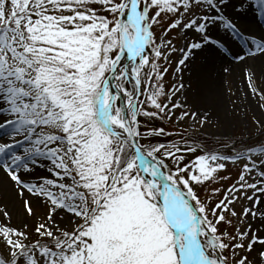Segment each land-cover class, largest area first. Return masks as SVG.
Listing matches in <instances>:
<instances>
[{
    "label": "snow or ice",
    "instance_id": "obj_1",
    "mask_svg": "<svg viewBox=\"0 0 264 264\" xmlns=\"http://www.w3.org/2000/svg\"><path fill=\"white\" fill-rule=\"evenodd\" d=\"M245 2L264 17V0ZM229 9L231 0H0V264H264V234L251 224L234 234L218 227L232 224L225 213L237 217L230 206L242 198L250 206L239 223L264 224L261 200L250 194H264V143L258 157L252 149L216 154L187 140L159 142L172 133L148 123L184 109L179 121L203 128L218 115L195 70L187 87L165 92L159 83L168 72L162 49L176 51L165 37L193 30L198 42L181 50L175 71L209 49L237 57L264 137V34L256 51L234 48L227 33L243 28ZM249 61L259 62V75ZM198 150L205 154L184 163ZM229 160L246 161L238 184L210 208L195 186L215 182ZM40 168L51 178L33 183ZM253 173L259 185L246 178ZM33 219L43 238L34 243L25 231Z\"/></svg>",
    "mask_w": 264,
    "mask_h": 264
},
{
    "label": "rangeland",
    "instance_id": "obj_2",
    "mask_svg": "<svg viewBox=\"0 0 264 264\" xmlns=\"http://www.w3.org/2000/svg\"><path fill=\"white\" fill-rule=\"evenodd\" d=\"M241 5H245V1H240ZM252 6H257L255 3H252ZM254 13L247 20V23L244 29L249 33L251 28H256L259 26L264 30V17L259 14V11L256 8L253 9ZM168 20L163 22V27H167ZM255 26V27H253ZM157 34V42L160 41V35L163 31V28L156 27L155 28ZM231 33V32H230ZM234 36H239L238 38V47L243 50L244 53H247V46L252 44L253 41L247 40L246 38H242V34L236 35L232 33ZM212 35V33H210ZM199 34L195 33L193 30H186L185 32H180L178 29L172 30L168 33V36L165 37L172 39L173 45L176 48L174 52H168L167 49H162V51L168 56L167 62L161 58V70L163 67L168 68V72L164 75L163 80L159 83L163 84L165 92H170L173 87L178 86L180 83H185L187 87V81L192 77L193 71L195 70L197 73L200 72V68L202 67L203 62V52L200 55H193L190 57V61L186 62L185 66H180L181 71L177 72L175 69L178 67V61L183 56L182 49L185 48L187 43L197 41L198 42ZM222 75V79L218 83V92L224 104L227 107H230L229 110L231 113V117H229V123L226 124V121L220 122L218 117L213 116L211 123L206 124L203 128H200L198 124L192 121L190 118H185L184 121H179L178 117L182 110L184 109H176L174 110V115L172 119H164V120H156L153 119L149 121V125L151 126H162L166 131L171 132L172 135L169 137H159V142L166 141H175L180 144H183L184 139L187 138L188 143H196L197 145L206 146L208 150L216 154H223L233 156L237 152H247L249 149H252L257 157L259 156V148L262 143H264V137H261V133L257 126L252 121L253 114L259 116L260 112L256 107V99L250 94V91L247 87L245 72L241 75L240 88L237 83L232 82V79L228 76L226 72ZM264 82L263 80H261ZM143 87V85H142ZM206 94L209 93L204 90ZM246 93H248L246 95ZM244 95V96H243ZM140 99L144 100L145 97L141 96ZM178 103L185 102V96L177 94L176 97L173 98ZM161 101L166 102L165 97L160 98ZM147 107V104L145 105ZM154 110V109H149ZM233 110V112H232ZM142 122L143 129V120L144 118H140ZM194 137V140H193ZM151 139V138H150ZM6 138L3 133H0V142H5ZM145 143L146 141H141ZM156 142V141H153ZM204 142V143H203ZM18 151V149H16ZM197 152V153H196ZM195 153H187L185 154L184 163L191 164L197 156L203 155L205 153L200 152L199 150ZM246 161L244 160H236V161H225L226 168L224 170L218 171L213 174L217 177L216 181L212 180L205 181L204 184L195 186V190L199 198L204 200H210L211 203L209 207H214L216 203H218L221 199H223L227 189L232 187L235 184H238V178L240 173L243 170V165ZM257 164L260 163V160L257 159ZM47 162H45L46 164ZM246 178L249 182L256 181L258 185L260 184V177L257 173H253L251 175L245 174ZM48 176L50 174L46 173L43 168L37 170V172L31 178L33 183L38 182L39 177ZM220 177H228V179H219ZM214 189H219L218 193H213ZM258 197L261 201L264 200V194L256 192L251 193ZM250 206V202L246 199H240L235 202L234 205L230 206V208H234V210L238 213L237 217H231L230 212H226V218L232 220L231 225L224 224L223 222L219 225V229L221 232H228L229 234H234L235 228L239 227L241 230H244L248 224H251L252 230L256 231L258 235L264 234V224H260L258 219H251L244 217V223H239L242 213V209L244 207ZM37 216H42L44 214V209H37ZM38 220H31L29 222V227L25 229L27 235L31 242H35L37 239H43L37 236L34 232L35 226L39 223ZM14 226L15 221L13 222ZM4 257H7V253H4ZM256 253L254 252L250 259H255Z\"/></svg>",
    "mask_w": 264,
    "mask_h": 264
},
{
    "label": "bare ground",
    "instance_id": "obj_3",
    "mask_svg": "<svg viewBox=\"0 0 264 264\" xmlns=\"http://www.w3.org/2000/svg\"><path fill=\"white\" fill-rule=\"evenodd\" d=\"M240 1H245V0H231V3L233 5V9H229L226 11H230L236 22L240 24L243 28V31L241 32L242 38H250V41H255V42H260L259 38L262 34H264V30L257 26L256 28H251L250 32L248 33L244 27L247 23V20L250 18V16L254 13V8L259 11L257 6H252V3H246L245 5H241ZM235 8H240L241 11L239 13H235L234 9ZM255 27V26H253ZM215 31L212 32V36H215ZM220 35H225L223 31L220 32ZM239 37V36H237ZM234 36L232 33H227V38L230 40L231 44L233 47H238V38ZM249 48H252L253 51H256L254 44H249L247 46V51ZM202 67L200 68V76L202 77L203 80V90H206L209 95L213 96L217 100L216 104V110L218 112V120L220 122L226 121V124L228 125L229 123V117H231L230 113V107H227V105L224 104V101L222 100L220 93L218 92V83L220 80L223 78L221 73L223 74L226 72L228 76L232 79V82L237 83L238 87L240 88L239 82H241V75L244 70V65L239 61L237 57H234L231 53H224V58L221 59L219 56L216 55L215 52H213L211 49L204 51L203 52V62H202ZM250 66L255 67L257 74L259 75L260 73V65L259 62L257 61L255 65L252 64L251 61L248 62ZM228 69V71H225V69ZM261 80L264 81V77H261ZM244 96V95H243ZM233 112V110H232ZM215 116V118H216ZM18 152L20 151L19 148ZM44 169V168H43ZM46 172V170L44 169ZM47 173V172H46ZM260 207H264V200L261 201ZM258 219V218H257Z\"/></svg>",
    "mask_w": 264,
    "mask_h": 264
},
{
    "label": "trees",
    "instance_id": "obj_4",
    "mask_svg": "<svg viewBox=\"0 0 264 264\" xmlns=\"http://www.w3.org/2000/svg\"><path fill=\"white\" fill-rule=\"evenodd\" d=\"M183 139H184V140H187V138L185 139V137H183ZM193 140H194V137H193ZM166 142H168V141H166ZM203 143H204V142H203ZM182 145H183V144H182ZM194 153H195V152H194ZM196 153H197V152H196Z\"/></svg>",
    "mask_w": 264,
    "mask_h": 264
}]
</instances>
